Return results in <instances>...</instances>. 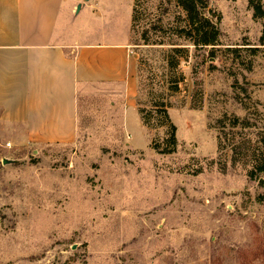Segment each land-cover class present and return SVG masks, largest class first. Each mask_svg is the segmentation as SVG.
<instances>
[{"label": "rangeland", "instance_id": "rangeland-1", "mask_svg": "<svg viewBox=\"0 0 264 264\" xmlns=\"http://www.w3.org/2000/svg\"><path fill=\"white\" fill-rule=\"evenodd\" d=\"M98 2L114 6L115 22L92 20L86 7L67 28L89 32L85 42L113 40V27L127 39L133 98L120 84L85 86L68 143L28 142L24 127L0 121V264H264V189L241 168L207 167L217 156L215 120L242 117L241 103L264 105L262 21L248 0H207L204 15L221 34L211 59L176 34L185 14L175 2ZM144 40L186 51L184 81L166 92L177 140L169 155L152 149L165 129L143 127L136 103L148 110L161 94L170 46Z\"/></svg>", "mask_w": 264, "mask_h": 264}, {"label": "crops", "instance_id": "crops-1", "mask_svg": "<svg viewBox=\"0 0 264 264\" xmlns=\"http://www.w3.org/2000/svg\"><path fill=\"white\" fill-rule=\"evenodd\" d=\"M91 1L0 0V121L24 127L28 142L73 141L87 85L120 84L124 99L133 98L127 39L116 40L113 27V40L85 42L89 32L71 35L67 28L86 7L92 20L105 22V14L114 20V6L95 0L94 10Z\"/></svg>", "mask_w": 264, "mask_h": 264}, {"label": "trees", "instance_id": "trees-1", "mask_svg": "<svg viewBox=\"0 0 264 264\" xmlns=\"http://www.w3.org/2000/svg\"><path fill=\"white\" fill-rule=\"evenodd\" d=\"M173 1L180 8L185 17L181 20L182 26L177 28L176 34L181 39L189 41L194 48H209L208 57L216 58V47L219 46L220 31L215 23L204 15L207 9V0H165ZM248 6L253 18L262 21L261 44L264 57V0H248ZM135 4L132 9L131 23L136 21ZM145 45L170 46L168 51L163 50V64L165 70L172 74L166 79L162 74V92L154 100L151 107H140L138 103L137 113L141 125L147 129H165V139L161 144L152 142V149L158 154L169 155L175 152L177 147L176 128L172 124L167 113V93H176L184 78L179 72L181 59L185 57L184 48L177 44H149ZM259 49H253L258 52ZM167 70V71H168ZM168 71V72H169ZM169 72V73H170ZM79 105V104H78ZM244 115L223 114L215 120L212 128L216 132L217 156L208 161L207 167L225 173L228 168H241L250 181L257 182L258 187L264 189V105L256 103L252 107L241 103ZM202 107V93L194 90L191 98V109L199 110ZM202 161H206L203 159ZM204 166L199 165L194 175L201 174Z\"/></svg>", "mask_w": 264, "mask_h": 264}, {"label": "water", "instance_id": "water-1", "mask_svg": "<svg viewBox=\"0 0 264 264\" xmlns=\"http://www.w3.org/2000/svg\"><path fill=\"white\" fill-rule=\"evenodd\" d=\"M87 2H89V0H83V3H87ZM80 7H81L80 5H77V6H76V10H75V13H76V14L79 13V11H80ZM7 162H8V161H4L3 163H4V164H7Z\"/></svg>", "mask_w": 264, "mask_h": 264}]
</instances>
